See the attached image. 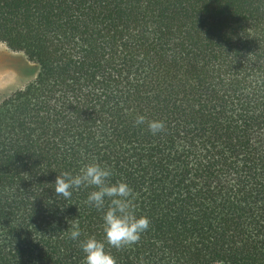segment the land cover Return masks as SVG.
<instances>
[{
  "label": "trees",
  "instance_id": "1",
  "mask_svg": "<svg viewBox=\"0 0 264 264\" xmlns=\"http://www.w3.org/2000/svg\"><path fill=\"white\" fill-rule=\"evenodd\" d=\"M0 43L39 68L0 101V264H84L93 189L52 184L93 160L151 222L116 264H264V0H0Z\"/></svg>",
  "mask_w": 264,
  "mask_h": 264
},
{
  "label": "clouds",
  "instance_id": "2",
  "mask_svg": "<svg viewBox=\"0 0 264 264\" xmlns=\"http://www.w3.org/2000/svg\"><path fill=\"white\" fill-rule=\"evenodd\" d=\"M135 125H146L152 135L165 129L161 120H147L137 115ZM113 170L95 160L83 164L76 174L62 172L56 176L54 184L57 199L67 201L73 192L91 188L85 203L102 212L103 239L88 237L80 240L81 230L78 223L71 224L66 231L68 238L77 241L84 253V264H116L115 258L106 250L107 246L121 249L137 244L150 227V219L137 215L134 207V190L125 181L112 182Z\"/></svg>",
  "mask_w": 264,
  "mask_h": 264
},
{
  "label": "rangeland",
  "instance_id": "3",
  "mask_svg": "<svg viewBox=\"0 0 264 264\" xmlns=\"http://www.w3.org/2000/svg\"><path fill=\"white\" fill-rule=\"evenodd\" d=\"M0 63L5 64L6 68H10L9 71H13L12 81L8 85L0 87V101L25 88L36 79L39 72L38 66L30 62L24 54L13 52L2 43H0Z\"/></svg>",
  "mask_w": 264,
  "mask_h": 264
},
{
  "label": "bare ground",
  "instance_id": "4",
  "mask_svg": "<svg viewBox=\"0 0 264 264\" xmlns=\"http://www.w3.org/2000/svg\"><path fill=\"white\" fill-rule=\"evenodd\" d=\"M5 66H6L5 64L2 65L0 63V87L8 85L12 81V78H13L12 77V72L13 71H9L10 68L8 69Z\"/></svg>",
  "mask_w": 264,
  "mask_h": 264
}]
</instances>
